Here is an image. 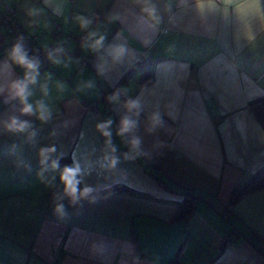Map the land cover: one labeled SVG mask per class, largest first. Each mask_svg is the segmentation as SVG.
Wrapping results in <instances>:
<instances>
[{
	"label": "crops",
	"instance_id": "1",
	"mask_svg": "<svg viewBox=\"0 0 264 264\" xmlns=\"http://www.w3.org/2000/svg\"><path fill=\"white\" fill-rule=\"evenodd\" d=\"M3 4L15 8L23 32L39 45L62 46L67 67L51 61L40 66L30 102L42 98L39 84L50 73L45 99L54 116L47 124L21 117L38 130L35 143L0 126V264H132L133 256L140 258L136 264H264V252L248 239L250 231L264 239V187L228 207L231 190L264 168V127L248 107L264 98V40L237 52L231 27L219 21L211 32L197 27L186 33L183 25L173 27L165 20L154 32L140 23L131 0H63L58 15L44 0H0ZM29 9H38V15L29 16ZM113 14L120 18L109 22ZM77 15L93 21L88 29L80 28ZM89 31L104 34L105 47L126 44L136 60L104 77L97 75L94 65L104 50L93 53L76 40ZM5 39L0 26V84L23 76L19 66L4 68ZM145 72L152 77L149 84L141 83ZM57 81L66 85L63 92L57 90ZM87 81L94 87L78 91ZM142 85L157 89L156 96L146 95L139 118L137 134L146 155L125 161L122 153L128 149L115 134L123 109L107 97L118 86L129 90L121 101L134 98ZM157 102L164 126L147 133L145 121ZM168 104L170 109L164 107ZM18 108V102L0 96V120L19 115ZM109 117L121 163L106 179L94 173L88 183L101 190L124 184L135 191L102 190L96 203L68 207V218L58 220L51 198L59 181L55 188L40 182L38 150L55 145L53 158L62 157L61 167L71 164L73 155L95 162L104 141L95 125ZM17 156L31 164L30 172L16 167ZM155 158L163 162L161 168L153 165ZM149 169L158 171L173 190L149 175ZM182 188L201 196L187 217L175 216ZM230 230L239 235L221 247L219 240ZM98 239L110 246L104 259L89 253L90 242Z\"/></svg>",
	"mask_w": 264,
	"mask_h": 264
},
{
	"label": "clouds",
	"instance_id": "2",
	"mask_svg": "<svg viewBox=\"0 0 264 264\" xmlns=\"http://www.w3.org/2000/svg\"><path fill=\"white\" fill-rule=\"evenodd\" d=\"M44 3L52 8L54 14L62 11L63 0H44ZM131 3L139 10V21L152 31H158L165 20L173 27L183 25L186 33H192L199 27L206 32L214 30L217 21L232 29V37L237 52L244 48H255L259 41L264 40V0H131ZM38 9H29V16L38 15ZM119 14L109 15V22L118 20ZM81 29H88L92 20L84 16L75 17ZM119 36V34H118ZM22 35L16 38V42L7 51V61L4 68L16 65L23 69L22 78L11 79L5 84H0V96H5V102L16 101L19 104L17 109L19 115H11L6 120H0L3 131L12 136H25L26 142L35 143L38 130L32 121L22 119V116L35 117L41 124L49 123L54 116V109L45 99L49 96L48 81L52 79L50 73H45L44 82L39 84L42 98L30 102L34 95L32 87L37 85L40 77V60L30 56ZM105 35L98 31H89L83 38L81 47L93 53H100L104 50L105 55L100 56L95 63L97 75L104 77L113 71L117 66L123 65L126 61L136 60V53L129 49L126 44H111L105 47ZM46 48V55L54 65L67 63L61 59L65 49L57 46L53 49ZM10 62V63H9ZM56 88L59 92L66 89L63 82L57 81ZM94 82L87 81L78 86V91L85 88H93ZM128 89H117L107 97L109 103L118 105L122 112L119 115V123L115 134L120 137L128 151L122 153L125 161H133L136 158L146 155L142 151V138L137 134L139 118L145 108V97L156 96L157 89L153 85H142L140 92L134 98L121 101V96L127 95ZM6 94V95H5ZM170 109L172 105L164 106ZM169 116L171 112L167 113ZM164 113L161 111L159 102L153 105L145 121V132L154 133L164 126ZM114 120L109 117L95 125L96 131L104 138L102 155L95 162L84 161L76 155L72 156L69 165L61 167V156L53 158L57 152L55 145L40 147L38 150L39 163L41 168L37 177L42 184L49 188H55L57 178L60 188L54 191L51 198L53 215L58 220L67 219L69 216L68 207L80 208L86 201L89 204L96 203L100 196V185L88 183V178L94 173L97 176L107 178L105 174H113L121 163V155H117L118 148L113 143ZM55 135V133H53ZM13 145V155L15 153ZM16 167H23L31 171V164L22 157L17 156ZM52 175H45V173ZM67 201V204L65 203ZM89 253L93 259H104L110 252V246L104 239L93 240L89 244ZM139 256L132 257V264H136ZM119 264H127V261H120Z\"/></svg>",
	"mask_w": 264,
	"mask_h": 264
},
{
	"label": "trees",
	"instance_id": "3",
	"mask_svg": "<svg viewBox=\"0 0 264 264\" xmlns=\"http://www.w3.org/2000/svg\"><path fill=\"white\" fill-rule=\"evenodd\" d=\"M65 52L66 51H64V53ZM151 81H152V77L150 73L145 72L143 74V77L141 78V83L149 84L151 83ZM115 89H118V86H115ZM248 107L251 110V112H253L258 122L261 124V126L264 127V98L256 99V100L249 102ZM159 161H160V164L158 167L161 168L163 165V162L161 160ZM147 173L151 175L155 180L162 183L165 187H168L169 189L173 190V188L164 180L163 176L158 171H153L149 169L147 170ZM262 187H264V168H261L260 170L252 174V176L250 177V179L247 181L246 184H244L241 187L233 188L231 190L228 207L232 206L242 195L250 191L262 188ZM102 190L103 191L104 190L135 191V189L129 186H126L124 184H114ZM178 193L182 194L183 197H182V200L179 202L175 216L187 217L194 210L195 205L201 199V196L190 190L183 189V188L178 190ZM225 211H227V209ZM248 234H249L248 239L251 242H253V244H255L262 252H264V239H261L259 236H257L252 231L248 232Z\"/></svg>",
	"mask_w": 264,
	"mask_h": 264
},
{
	"label": "built area",
	"instance_id": "4",
	"mask_svg": "<svg viewBox=\"0 0 264 264\" xmlns=\"http://www.w3.org/2000/svg\"><path fill=\"white\" fill-rule=\"evenodd\" d=\"M0 26H2L5 30L6 39L3 45L4 51L7 52L16 42V38L22 35L25 38V47L30 56L37 57L40 60V65H43L49 61L46 55L45 46H40L36 42L34 36L28 35L23 32L16 10L13 6L9 4H3V6L0 7ZM84 37L85 34H81L76 38V40L81 41ZM55 47H57V45L47 46L48 49H53ZM106 96L107 94L105 92L101 93V97L105 98ZM152 163L154 166H159L160 161L155 159ZM238 235L239 233L237 230H232L225 233L219 240V245L221 247L228 245L229 243L233 242Z\"/></svg>",
	"mask_w": 264,
	"mask_h": 264
},
{
	"label": "rangeland",
	"instance_id": "5",
	"mask_svg": "<svg viewBox=\"0 0 264 264\" xmlns=\"http://www.w3.org/2000/svg\"><path fill=\"white\" fill-rule=\"evenodd\" d=\"M43 41H44V39H43ZM42 42V41H41Z\"/></svg>",
	"mask_w": 264,
	"mask_h": 264
}]
</instances>
